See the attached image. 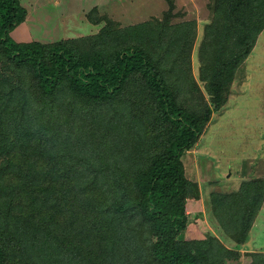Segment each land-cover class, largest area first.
<instances>
[{"label":"trees","instance_id":"16d2710c","mask_svg":"<svg viewBox=\"0 0 264 264\" xmlns=\"http://www.w3.org/2000/svg\"><path fill=\"white\" fill-rule=\"evenodd\" d=\"M211 6L200 47L204 94L190 64L196 23L173 24L172 7L164 21L107 26L53 44L17 43L12 33L26 10L20 0H0V264L242 258L264 205V177L207 198L208 221L235 247L213 233L180 239L189 225L188 202L202 195L187 178L183 157L227 104L238 68L264 32V0H212ZM116 149L120 159L107 161ZM77 188L100 200L92 206L94 229L79 243L60 238L41 218ZM25 198L34 211L27 218L15 207ZM95 233L111 240L100 261L84 257L85 239L91 243ZM246 255L251 264H264L263 253Z\"/></svg>","mask_w":264,"mask_h":264},{"label":"rangeland","instance_id":"374dc122","mask_svg":"<svg viewBox=\"0 0 264 264\" xmlns=\"http://www.w3.org/2000/svg\"><path fill=\"white\" fill-rule=\"evenodd\" d=\"M20 2L26 10L27 17L26 21L12 33V39L17 43L42 44L93 36L101 29L112 25H116V28H126L153 20L164 21L165 14L172 7L170 21L173 24L192 21L196 23V39L191 49L190 64L193 77L205 94V85L200 80L202 66L200 47L204 40L205 27L212 21V0H20ZM258 41L252 55L238 68L229 89L227 104L213 113L206 131L194 148L198 149V152L193 154L198 159L202 158V161L196 167L193 162L194 155L187 154L189 157H183L189 161L183 159L186 176L189 180L199 181L198 184L200 188L202 187L201 197L205 204L197 208L195 203L188 202L189 225L187 232L180 235L181 240L201 239L213 233L209 227L206 206L211 193H234L240 189L244 181L264 177V32ZM118 144H121V139ZM117 152L118 149L114 155L105 159L111 163L116 162L115 160L121 157ZM44 172L48 173V169ZM49 178L54 176L51 174ZM78 189H75L77 193L69 194L68 199L49 204L41 216L53 223L60 238L69 235L76 239V243L81 241V236L85 238L95 226L97 215L92 206L93 203L100 201ZM28 199L25 198L15 205L17 214L24 218L30 217L34 212ZM260 225L261 222L257 227ZM213 230L215 232L213 234L217 236L219 231L214 228ZM259 230H262L261 226ZM95 235L97 238L92 236L89 239L91 243L85 239L84 257L100 261V258L108 253L111 240L100 234ZM219 235L228 247H235L221 231ZM260 237L264 242V235L261 234ZM259 250L264 251V246ZM232 264H251V258L243 255L238 262Z\"/></svg>","mask_w":264,"mask_h":264},{"label":"crops","instance_id":"0c3cea01","mask_svg":"<svg viewBox=\"0 0 264 264\" xmlns=\"http://www.w3.org/2000/svg\"><path fill=\"white\" fill-rule=\"evenodd\" d=\"M197 150L193 148L192 150L188 151L186 153V155L189 154V155L192 156V155H194L193 152H198ZM186 155L184 157H186V158L189 157V155H187V156ZM183 159L186 162L188 161V159H185V158H183ZM200 161H202V158L198 159L194 155L193 162H195L196 167H197V164H199ZM185 170H186V167H185ZM193 181H195V180H193ZM195 182L198 183L199 181H195ZM221 193H225V192H221ZM228 193H230V192H228ZM194 203L196 204L197 208H199V207H201V205L205 204L204 199L202 197L198 201H190V204H194ZM188 206H189V203H188ZM193 210H195V207H193ZM201 212H199V213H201ZM203 212L205 213L204 209H203ZM263 221H264V205H263V207H262V209H261V211H260V213H259L254 225H253L252 230L250 231V234H249L247 242L244 245H242V247L240 248V252H241L242 255H246V254H250V253H263L264 254V251H260L259 250L260 248H262L264 246L263 239L260 237L261 234L264 235V228H263L264 225H262V224H264ZM260 222H261L260 226L262 227L261 231L259 230L260 226L257 227ZM209 227L212 229L213 233L215 234L211 224H209ZM217 237L222 239L220 237L219 233L217 234ZM226 246H228V245H226Z\"/></svg>","mask_w":264,"mask_h":264}]
</instances>
